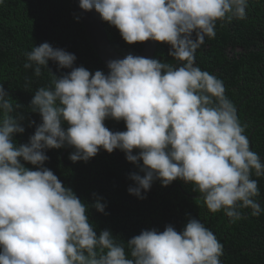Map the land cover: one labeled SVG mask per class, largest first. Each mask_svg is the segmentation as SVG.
Returning a JSON list of instances; mask_svg holds the SVG:
<instances>
[{"label": "clouds", "instance_id": "1", "mask_svg": "<svg viewBox=\"0 0 264 264\" xmlns=\"http://www.w3.org/2000/svg\"><path fill=\"white\" fill-rule=\"evenodd\" d=\"M79 7L95 9L130 45H170L177 63L128 54L109 60L107 74H93L73 67L74 53L48 42L24 53V67L35 65L36 76L49 60L71 71L52 72L53 86L35 92L30 105L42 123L19 146L13 136L25 128L11 115L10 94L0 85V264H222L223 244L190 214L182 231L171 224L162 232L141 231L127 241L126 254L111 230L97 234L89 206L45 167V149L72 147L73 162H87L101 148L120 149L144 173L130 174L135 186L128 191L140 199L153 181L168 186L180 179L231 223L246 218L243 209L259 216L264 209L251 177L264 176V162L251 149L247 124L223 81L201 70L195 56L205 37L215 38L217 21L246 19L248 0H80ZM109 118L124 121L126 130H110ZM93 195L104 213L102 197Z\"/></svg>", "mask_w": 264, "mask_h": 264}, {"label": "trees", "instance_id": "2", "mask_svg": "<svg viewBox=\"0 0 264 264\" xmlns=\"http://www.w3.org/2000/svg\"><path fill=\"white\" fill-rule=\"evenodd\" d=\"M246 12L244 20L217 21L215 38L205 37L195 56L201 70L223 81L225 94L235 104L241 123L247 124L244 134L250 140L251 149L264 162V0H248ZM76 16L80 14L74 0H3L0 3V85L10 94L14 107L11 115L25 128L24 133L13 136L17 146L28 143L42 123L41 115L30 105L35 92L41 87L53 86V73L62 76L71 71L60 69L56 62L49 60L48 66H40L41 75L36 76L35 65L24 67L25 52L48 42L53 48L74 53L77 59L73 67L83 66L93 74L96 70L108 73L87 37L81 17L77 20ZM103 24L116 51L123 56L140 54L142 43L130 45L117 28L105 21ZM169 49L170 45L158 42L153 58L175 65L177 61L169 55ZM105 125L112 131L126 130L122 120L109 118ZM67 147L45 149L49 157L45 167L89 206L87 214L97 234L111 230L113 239L125 247L126 254H129L127 241L141 231L162 232L169 224L182 231L190 214L210 228L223 244L222 264H264V211L252 216L251 209H243L246 218L231 223L223 210L212 213L201 194L193 191L194 185L180 179L168 186L155 180L145 193L146 198L140 199L128 191L130 186H135L130 174L144 173L126 159L125 152L116 149L109 153L101 148L87 162H73L69 155L74 149L67 150ZM65 150V160H62ZM24 163L32 170L37 167ZM251 178L258 181L260 195L255 199L264 209V176L253 174ZM93 193L106 204L104 213L94 207Z\"/></svg>", "mask_w": 264, "mask_h": 264}, {"label": "water", "instance_id": "3", "mask_svg": "<svg viewBox=\"0 0 264 264\" xmlns=\"http://www.w3.org/2000/svg\"><path fill=\"white\" fill-rule=\"evenodd\" d=\"M80 14L83 26L85 28L87 37L93 46L96 53L101 60L105 63L107 68V62L111 59H123L126 56L120 54L111 44L105 26L98 12L95 9L91 11H85L79 7L80 0H74ZM157 41H146L142 43V50L138 56L147 58H153L157 48ZM109 69L107 68V72ZM69 147H67V150ZM65 150L62 154V160H65Z\"/></svg>", "mask_w": 264, "mask_h": 264}, {"label": "flooded vegetation", "instance_id": "4", "mask_svg": "<svg viewBox=\"0 0 264 264\" xmlns=\"http://www.w3.org/2000/svg\"><path fill=\"white\" fill-rule=\"evenodd\" d=\"M263 200H264V198H263Z\"/></svg>", "mask_w": 264, "mask_h": 264}]
</instances>
